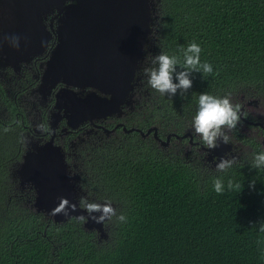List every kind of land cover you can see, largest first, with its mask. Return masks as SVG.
<instances>
[{
	"label": "trees",
	"instance_id": "trees-1",
	"mask_svg": "<svg viewBox=\"0 0 264 264\" xmlns=\"http://www.w3.org/2000/svg\"><path fill=\"white\" fill-rule=\"evenodd\" d=\"M156 12L160 51L179 56L181 46L195 42L201 62L210 63L213 73L205 78L194 73L183 96L161 95L144 84L153 99L140 127L157 124L163 137L191 129L204 92L239 89L244 99L256 97L262 106L264 0H158ZM239 97L233 95L242 104ZM2 104L10 117L0 114V264H264V233L253 228L264 223V169L251 167L254 154L264 150L260 143L251 141L253 147L227 173H219L203 152H196L194 164L187 154L153 146L136 133L138 141L117 145L100 160L98 176L109 191L94 198L115 203L104 238L86 229L82 217L55 222L21 204L24 194L10 180L22 151L19 130L11 124L19 107L0 84ZM169 113L174 121L166 127ZM218 176L234 178L243 190L217 194ZM94 198L82 195L80 201L95 203Z\"/></svg>",
	"mask_w": 264,
	"mask_h": 264
},
{
	"label": "flooded vegetation",
	"instance_id": "flooded-vegetation-1",
	"mask_svg": "<svg viewBox=\"0 0 264 264\" xmlns=\"http://www.w3.org/2000/svg\"><path fill=\"white\" fill-rule=\"evenodd\" d=\"M153 1L156 13L158 0ZM69 2L71 1L64 0L62 5L56 2H48L38 8L34 5L28 7L27 15L32 18L39 17L41 24H43L40 28H30V31H34L31 36L41 35L29 45L19 48V50L0 47V84L6 97H10L11 101L19 107L15 110L14 120L11 122L12 126L19 130L21 137L19 145L22 147L20 156L15 163L21 162L27 151H39L50 141L59 145L62 162L74 193L77 195H91L109 191L106 189L103 179L98 176L100 160H104L110 150L117 145L124 147L131 139L138 141L139 136L135 135L136 133L149 144L156 145L161 149L173 144H175L177 150L184 148L188 151V159L196 157L193 154H196L197 151L207 155L208 150L202 146L204 143L194 132L193 126H191V129L185 128L182 133H177V135L170 130L164 137L159 134L157 124L144 123V127L139 126L145 116L148 118L147 113L152 106L153 98L144 85L147 84V77L144 76L142 70L144 67L151 66V57H147V55L149 53L156 55L160 52V49H157L156 37L151 39L149 50L143 56L142 65L136 71L135 77L137 79L132 84L128 99L117 112L101 116L93 115L95 117H92L88 110L86 113L79 111L74 114L77 111H73L72 107L75 108L76 102L67 100L71 97V100L80 102L79 98L85 97L84 95L93 88L82 84H66L62 81L50 87L48 86L45 76L46 62L58 41L60 17L63 13L61 7ZM8 15H11L10 23H15L17 18L14 7L5 0H0V23L4 19L3 17ZM156 18L153 24V31L155 32H157L158 27ZM46 29L48 31H45ZM46 32L50 34L47 37L46 44H44ZM62 87L72 88L74 93L70 95L61 94L60 96L63 99L59 100L60 96L57 98L56 92ZM227 90L222 93L221 97L231 94L232 102V90ZM239 96V100L242 102L240 105L244 107L245 115H243L250 120H253L251 117L256 118L259 116L261 105L258 98L249 97L244 99L241 94ZM232 103L234 104L235 101L233 100ZM147 104L149 105L148 108ZM83 105L86 108L85 102ZM143 105H145L144 108H142ZM29 106H38V109H29ZM0 110L2 118L10 117V109L5 104L0 106ZM246 118L241 117L236 128L227 131L230 142L227 144L226 154H229V156H236L237 153L241 154L239 150L242 146L247 148L246 152L250 150L253 147L251 141L256 145L260 143V147H264V134L260 125L252 124ZM18 120H20L19 123H17ZM70 121L73 122V125L70 124ZM173 121L169 113L164 124L168 127L167 123ZM41 125H43L42 128L39 127ZM149 128L150 131L146 134H142L139 130L147 132ZM154 131L162 140H165L170 134L168 142L163 144L155 136ZM188 133H191V137ZM204 155L200 157L203 158ZM109 158L112 159L114 156L110 155ZM207 162L210 167H216V161L207 159ZM18 186L21 191L27 189L22 191L24 193L31 190L27 182L18 180ZM24 201L31 204L29 203V197Z\"/></svg>",
	"mask_w": 264,
	"mask_h": 264
},
{
	"label": "water",
	"instance_id": "water-1",
	"mask_svg": "<svg viewBox=\"0 0 264 264\" xmlns=\"http://www.w3.org/2000/svg\"><path fill=\"white\" fill-rule=\"evenodd\" d=\"M5 1L14 7L17 20L11 24V15L3 17L0 23V42L3 43L2 47L13 49L7 41L3 42L4 36H20L22 48L41 35L31 36L34 31H30V28H40L43 24L39 17L27 15L28 7H39L48 2L62 5L64 0ZM70 1L61 7L63 13L60 17L58 41L46 62L47 84L50 87L62 81L93 88L85 97L79 98L80 102L67 97V101L76 102L75 108L72 107L73 111H77L74 114L79 111L86 113L88 110L95 117L117 112L128 99L132 84L137 79L136 71L149 50L155 22L154 1ZM45 34L44 44L49 35L47 32ZM145 45L148 46L147 51ZM64 93L70 95L74 91L72 88L62 87L56 92L57 98ZM61 99L62 96L59 100ZM70 124L73 125V122L70 121ZM139 130L146 134L150 128L147 132ZM154 133L159 138L156 131ZM188 134L191 137V133ZM169 137L170 134L165 140L159 139L166 144ZM202 146L209 150V159L218 162V157L225 156L222 145L216 149H209L204 144ZM15 172L21 182L34 187L36 210L44 211L55 222L70 216L83 217L82 224L86 229H95L99 237L106 238L104 222L96 223L93 219L94 215L100 214L89 213L79 204L65 171L59 145L48 141L39 151H27Z\"/></svg>",
	"mask_w": 264,
	"mask_h": 264
},
{
	"label": "clouds",
	"instance_id": "clouds-1",
	"mask_svg": "<svg viewBox=\"0 0 264 264\" xmlns=\"http://www.w3.org/2000/svg\"><path fill=\"white\" fill-rule=\"evenodd\" d=\"M154 15L155 18L158 17L157 12ZM20 39L18 35H6L3 37V42L7 41L10 47L19 50ZM2 46L3 43L0 42V47ZM147 47L145 45V51H147ZM178 51L180 53L179 56L175 54L169 55L165 51H160L156 55H152L151 53L147 55V57H151V66L144 67L142 70L143 74L147 77L148 86L161 95L175 96L179 92L183 96L193 86L192 76L194 73L202 74L203 78L213 73V67L210 63L201 62L202 49L199 44L192 42L187 47L181 46ZM213 93L214 95L207 92L199 94L197 110L192 120V126L194 132L209 149H216L220 145L224 146L225 156L217 158L216 171L219 173H227L236 164L237 157L240 155L239 153H237L238 156H229V154H226L227 144L230 142L227 131L235 129L240 118L246 117L244 116V107L236 102L234 104L232 103L234 100L233 95L231 102V94L221 97L223 92ZM251 118L253 120L246 119L252 124L260 125L261 131L264 134V114H259L256 118ZM39 127L42 128L43 125ZM206 157L209 159L208 153ZM209 160L214 161L212 159ZM251 167L257 170L264 169V150L254 154ZM255 183L256 181L253 179L249 187L254 189ZM213 186L217 194H223L226 189L229 192L239 193L244 188V184L237 182L234 178H227L225 180L224 176L215 177L213 179ZM88 202H85L84 205L79 204L84 206L89 213L100 214L93 216L96 223L104 222L105 224V219L115 215V210L110 203H103L101 205ZM118 219L124 221L125 216L120 215ZM253 228L258 230L259 233H264V223L259 224L258 227L253 225Z\"/></svg>",
	"mask_w": 264,
	"mask_h": 264
},
{
	"label": "rangeland",
	"instance_id": "rangeland-1",
	"mask_svg": "<svg viewBox=\"0 0 264 264\" xmlns=\"http://www.w3.org/2000/svg\"><path fill=\"white\" fill-rule=\"evenodd\" d=\"M158 3V2H157ZM154 37H156L157 38V42H156V45H157V49H160V41H159V38H158V35H157V32H155V31H153L152 32V38H154ZM149 67V66H148ZM241 94V91L239 90V89H233V94L232 95H234L235 97H239V95ZM157 95V94H156ZM144 106L145 105H143L142 106V108H144ZM147 106V108H148V104L146 105ZM262 107L264 108V103L262 104ZM141 108V109H142ZM146 108V109H147ZM29 109H33V110H36V109H38V106H36V107H34V106H29ZM146 111V110H145ZM29 117V116H28ZM163 149H165V150H169V151H171V153H179L180 155H184V154H188V152L183 148V149H181V150H177V147L175 146V144H173V145H168L166 148H163ZM246 150H247V148H245L244 146H242L241 147V149L239 150V152L241 153L240 154V156H242V155H244V153L246 152ZM196 154L194 153L193 154V156H195ZM239 156V157H240ZM239 157H237V158H239ZM205 159H206V157H205ZM198 160V159H197ZM197 160H195V157H193L192 158V162H194V164H195V161H197ZM206 161H207V159H206ZM18 164L19 163H14L12 166H11V177H10V180L12 181L11 182V186H12V188L15 190V191H17V192H19V193H22V194H24L23 196H20L19 197V200H20V202H21V204L24 206V207H27V208H29V209H32V210H36V207H35V205H34V200H35V189H34V187L33 186H30V185H28L29 186V188H31V190H28L27 192H22V191H25V190H27V189H24V190H20V188H19V186H18V180H20V177L18 176V174H17V172H15V169L18 167ZM26 194H27V196H26ZM85 196H87V197H91V198H94V195L93 194H91V195H85ZM27 197H29V203H31V204H28V203H26V201H24ZM76 197L78 198V201H79V203H82L81 205H84V203H85V201H80V195H76ZM94 200H95V203H97V204H103V203H110L111 204V206L113 207V209L115 210V203L114 202H112V201H110V200H107V199H96V198H94ZM44 212V211H43ZM45 213V212H44Z\"/></svg>",
	"mask_w": 264,
	"mask_h": 264
},
{
	"label": "bare ground",
	"instance_id": "bare-ground-1",
	"mask_svg": "<svg viewBox=\"0 0 264 264\" xmlns=\"http://www.w3.org/2000/svg\"><path fill=\"white\" fill-rule=\"evenodd\" d=\"M70 1V0H69ZM38 8V7H37ZM2 22V21H1ZM38 30V29H37ZM50 34V33H49ZM38 39V38H37ZM43 40V39H42Z\"/></svg>",
	"mask_w": 264,
	"mask_h": 264
}]
</instances>
